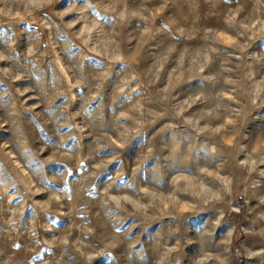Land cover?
Masks as SVG:
<instances>
[{"label": "rangeland", "instance_id": "rangeland-1", "mask_svg": "<svg viewBox=\"0 0 264 264\" xmlns=\"http://www.w3.org/2000/svg\"><path fill=\"white\" fill-rule=\"evenodd\" d=\"M0 264H264V0H0Z\"/></svg>", "mask_w": 264, "mask_h": 264}]
</instances>
